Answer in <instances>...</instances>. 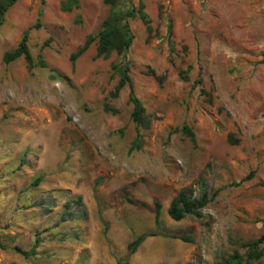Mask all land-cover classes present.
<instances>
[{
	"label": "rangeland",
	"instance_id": "374dc122",
	"mask_svg": "<svg viewBox=\"0 0 264 264\" xmlns=\"http://www.w3.org/2000/svg\"><path fill=\"white\" fill-rule=\"evenodd\" d=\"M64 1L18 0L0 24V264H210L234 252L264 264V243L252 262L243 246L264 233V0H120L142 2L151 21V33L130 21L125 57L148 129L130 119L127 85L112 97L119 56L95 58L94 42L70 60L108 6L78 0L65 12ZM25 33L30 70L22 57L3 62ZM185 187L210 202L202 218L173 221L169 203Z\"/></svg>",
	"mask_w": 264,
	"mask_h": 264
},
{
	"label": "trees",
	"instance_id": "16d2710c",
	"mask_svg": "<svg viewBox=\"0 0 264 264\" xmlns=\"http://www.w3.org/2000/svg\"><path fill=\"white\" fill-rule=\"evenodd\" d=\"M18 0H0V24L2 23L4 15L7 11L17 2ZM120 0H103V3L108 6L109 12L107 17L102 21L99 30L95 34H91L86 37L83 45L71 55L70 60L74 62L78 57H80L88 47L96 42L95 47V58H108L111 53H115L120 57V61L118 63H113L112 68L119 75V80L114 88L112 93V97H117L120 90L124 86H128V102L131 105L130 119L135 124L136 128L148 129L150 127V119L145 113V108L143 103L138 99L133 92V85L131 83L129 77V65L125 60L126 53L130 49L134 35L130 28L131 20H139L144 25L147 33H151V21L148 17V14L145 11V5L142 2H139L137 6L128 5L121 6ZM78 7V0H66L61 4V9L65 12H69L74 8ZM167 34L168 36L171 34L170 25L167 26ZM170 46L172 43L169 41ZM24 58L27 63L28 69H32L35 65L33 63L29 47L27 45V33H25L16 48L13 51L6 52L3 55V62L5 64H9L19 58ZM39 67H45L44 63L38 60ZM190 71V67L186 69V71H181L179 73V77L182 80H187L188 73ZM156 80L158 83L162 82V78L156 76ZM201 83V78L194 82V85H199ZM201 94H205L203 90H200ZM106 110H110L115 113V110L109 109L107 105H105ZM182 134L187 137L193 146H196L195 135L192 130L183 126L181 129ZM235 143L234 141H231ZM140 146L139 136L135 138L132 145L129 148V151H133L138 149ZM250 175L245 177V179H249ZM40 183V178L35 179V181L31 184V186H37ZM78 205L80 204V199H76L74 201ZM129 202L134 203L132 200ZM210 202V199L207 198L206 190H204L201 195L197 198L193 197V189L192 187H185L177 192V194L171 199L168 209L167 215L173 221H180L186 216H194L196 218H202V209ZM153 207L150 209V212L153 213L155 225L159 224L160 217V209L161 204L159 201L153 202ZM70 203L66 202L64 205V209L67 210ZM141 206H145L144 203H141ZM65 212V211H64ZM62 221H64V217H62ZM161 233L155 232H146L136 236L129 244H128V253L133 254L136 252L137 248L143 243L145 238L159 235ZM170 238L178 239L182 242L192 243L193 239L188 236L182 235H169ZM36 244L40 242L38 238L35 239ZM264 243V233L260 235L257 239L247 241L243 244L246 247L247 251L245 254V259L247 262L257 261L263 256V250L261 246ZM5 249L4 247H2ZM13 251L19 253L25 257H29L35 253L34 248L30 250H23L20 247H13ZM211 254V253H206ZM210 264H239L242 261V257L234 252L230 257L221 259L219 261L216 260V257L213 256L211 258ZM116 264H130L127 259H119ZM209 264V262H207Z\"/></svg>",
	"mask_w": 264,
	"mask_h": 264
}]
</instances>
